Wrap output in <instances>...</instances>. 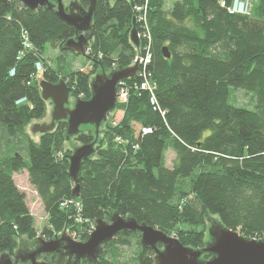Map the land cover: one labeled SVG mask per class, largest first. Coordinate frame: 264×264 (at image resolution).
Masks as SVG:
<instances>
[{
	"label": "trees",
	"instance_id": "16d2710c",
	"mask_svg": "<svg viewBox=\"0 0 264 264\" xmlns=\"http://www.w3.org/2000/svg\"><path fill=\"white\" fill-rule=\"evenodd\" d=\"M129 1L96 0L85 33L88 70L72 69L80 55L64 45L76 31L52 10L0 2V253L12 255L20 238L36 236L25 194L13 180L23 171L48 217L40 234L44 240L76 230L77 241H85V230L113 213L194 249L204 246L213 216L243 237L264 239V0H250L247 15L228 12L233 0H175L170 7L167 0L147 1L152 57L147 71L156 83L157 109L147 93L129 89L127 103L116 104L97 138L93 129L72 138L80 146L96 139L94 154L81 163L78 198L71 197L66 122L38 142L25 133L30 121L45 114L40 74L50 83L64 81L74 98L87 100L101 65L107 73L131 66L134 6L145 0H131L133 6ZM79 3L88 6L87 0ZM46 45L62 56L56 68L40 62ZM37 62L43 67L38 73ZM235 92H242L247 104L238 105ZM117 112L121 117L115 120ZM143 127L150 133L141 134ZM167 151L174 154L171 168L165 165ZM69 199L79 210L60 208ZM76 216L82 224L72 227ZM133 245V264H153L140 234L128 231L119 232L92 264H129L119 258L122 248Z\"/></svg>",
	"mask_w": 264,
	"mask_h": 264
},
{
	"label": "water",
	"instance_id": "95a60500",
	"mask_svg": "<svg viewBox=\"0 0 264 264\" xmlns=\"http://www.w3.org/2000/svg\"><path fill=\"white\" fill-rule=\"evenodd\" d=\"M7 1L9 0H0L3 4ZM16 1L31 10L39 6L52 10L60 21L76 31L75 37L67 40L64 48L80 56L86 54L88 39L85 33L91 28L96 0H87V8H83L79 0H70L67 6L64 5L63 0H54V2L50 0ZM129 2L133 6V2L131 0ZM130 42L134 47L139 45L135 18L132 19ZM161 51L165 58L169 57L166 48H162ZM138 59L134 65L118 68L108 74L101 65V70H98L90 81V98L87 100L75 98L72 108H69L71 90L64 81L54 84L41 79L38 83L41 98L52 104L50 123L43 122L40 125L31 123L27 125V131L33 137L37 133L46 134L51 132L58 122L65 121L67 141L76 137L82 127L93 128L97 138L100 126L107 121L108 115L116 106L118 84L134 78ZM95 142L96 139L93 143L73 147L74 150L67 157L68 175L74 183L72 198L79 196L78 176L81 163L94 154ZM209 223L208 238L204 246L194 249L183 246L177 238L154 227L145 223L138 224L132 217H123L113 213L106 219L96 220L94 230L85 241L73 240L66 231L54 236L51 240L37 237L29 243L32 246L31 249L25 253L22 252L23 257L19 255L21 252H17L13 257L8 253H1L0 264H52L39 261L41 257L51 256H55L54 264H81L82 261L92 264L100 256L103 247L121 231L140 234V245L142 249L152 251L153 264H264V239L243 237L238 231L226 228L219 221L211 219ZM24 241L26 240L21 239L19 244ZM204 255L209 257L204 259Z\"/></svg>",
	"mask_w": 264,
	"mask_h": 264
},
{
	"label": "rangeland",
	"instance_id": "374dc122",
	"mask_svg": "<svg viewBox=\"0 0 264 264\" xmlns=\"http://www.w3.org/2000/svg\"><path fill=\"white\" fill-rule=\"evenodd\" d=\"M69 1L70 0H63L64 5L67 6ZM173 1H175V0H167L166 6L170 7V5L172 4ZM251 3L252 2L249 0V11H250V8L252 5ZM139 46H140V43H139L138 47ZM138 47H135V50H138ZM60 59H62L60 52L56 49H53L50 45H46L44 48V52L42 54L40 62H41V64L44 63V66L56 68L58 66ZM71 64H72L73 70H79V69H84V68H86L87 70L92 69L91 64L83 56H76V58L72 61ZM96 72H98V69ZM40 80H41V74L37 77L38 83ZM234 98H235V102L238 105L247 104L248 98L242 92H235ZM74 100H75V98L72 95H69V108L73 107ZM51 111H52V104L50 101H46L45 102V114H44L43 118L38 119V120H32L27 125H29L31 123L40 125L43 122H45V124H49ZM114 116H115L114 117L115 120H118L121 117V113L117 112ZM103 124L100 126L99 131H101L103 129ZM27 125L24 127L25 133H27V135L29 136V138L32 141L38 142L41 134L37 133L33 137L27 131V129H28ZM86 128L87 127H82L81 129H83V131H87V130L92 131V129H93L91 127H89V129H86ZM64 147H65V149L70 150L72 152L74 150L73 147H76V148L80 147V144L71 138V139H69V141L65 142ZM165 158H166V161H165L166 167L171 168L172 162L174 159V154L171 151H167L165 153ZM13 180H14L15 185L19 189V191H21L25 194V197H26L25 202H26V205L28 207L29 213L33 217L34 228H35V232H36V236L33 239H28L26 236H24V237L20 238L19 241H21V239H22V240H26L28 243H31L37 237L44 239L43 236L40 234H41V230L46 225L48 217H47V214L45 213V211L43 209L42 203H41L40 199L38 198L34 188L28 182V177H27L26 171H23L19 174H15ZM212 220L218 221L216 216H213ZM209 225H210V223L207 222L206 226H205L206 227L205 228L206 229L205 241L208 238L207 229L209 228ZM65 231H66L67 235L70 236V232L68 230H65ZM60 234H58V235H60ZM171 236H173V235H171ZM75 240H77V238ZM19 241H18V244H19ZM122 252L123 253H122L121 257L119 258V260L125 261L126 263H129V264H133L132 261H133V258H134L135 252H136L134 245L131 247L122 248Z\"/></svg>",
	"mask_w": 264,
	"mask_h": 264
},
{
	"label": "built area",
	"instance_id": "2783aa9c",
	"mask_svg": "<svg viewBox=\"0 0 264 264\" xmlns=\"http://www.w3.org/2000/svg\"><path fill=\"white\" fill-rule=\"evenodd\" d=\"M148 0H145L143 5L134 6V12H135V22L139 27L138 31V39L139 43L141 44L138 47V50H136V55L132 61L131 65L135 64V61L138 59L137 64V71L134 76L136 81L131 83L132 85H127L126 81H122L117 86V99L116 104H126L128 100V92L129 89L139 90L140 92L147 93L148 101L150 106L153 109H157V101L155 97V91H156V83L153 81L152 74L147 71L148 66L151 64V53L150 51V45H151V36H150V29L148 25L147 20V13H148ZM223 5V3H222ZM228 12L230 14H241V15H247L249 13V0H233L230 7L228 8ZM23 45L26 49H30L32 46L27 40L26 33H23ZM36 72H41L43 70V67L39 62H37L35 65ZM11 74L13 71L10 72ZM131 80V79H129ZM128 81V80H127ZM79 100H83V95L78 96ZM165 113L162 112V115ZM113 125H116V122H112ZM139 132L141 134H148L150 133V129L148 127H143L139 129ZM116 141L119 142V139L116 138ZM69 202V204H68ZM70 210V208L74 207L77 210H79V206L73 199L65 200L61 202L60 208ZM74 223L72 224V227L79 226L82 224L80 217L74 218ZM86 222V221H83ZM94 230V223H92L85 231L88 233V235ZM69 231V230H68ZM70 236L73 240L76 238L78 239L79 234L76 230H70ZM77 241V240H75Z\"/></svg>",
	"mask_w": 264,
	"mask_h": 264
},
{
	"label": "flooded vegetation",
	"instance_id": "af4514ba",
	"mask_svg": "<svg viewBox=\"0 0 264 264\" xmlns=\"http://www.w3.org/2000/svg\"><path fill=\"white\" fill-rule=\"evenodd\" d=\"M30 244L29 243H27L26 241H24L23 243H21V244H18V246H17V248L13 251V253H12V257L17 253V252H21L19 255L21 256V257H23L24 255H23V251H24V253L25 252H27V251H29L30 249H31V245L29 246ZM39 261H45V262H49V263H52V264H54V262H55V256H51V257H41L40 259H39ZM83 262V261H82ZM26 264H28V263H26ZM82 264V263H81Z\"/></svg>",
	"mask_w": 264,
	"mask_h": 264
}]
</instances>
